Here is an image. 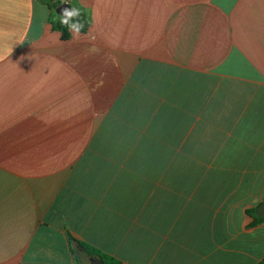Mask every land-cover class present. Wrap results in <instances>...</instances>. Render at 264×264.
I'll use <instances>...</instances> for the list:
<instances>
[{
    "label": "crops",
    "instance_id": "0c3cea01",
    "mask_svg": "<svg viewBox=\"0 0 264 264\" xmlns=\"http://www.w3.org/2000/svg\"><path fill=\"white\" fill-rule=\"evenodd\" d=\"M60 1L0 0V264H259L264 0Z\"/></svg>",
    "mask_w": 264,
    "mask_h": 264
},
{
    "label": "trees",
    "instance_id": "16d2710c",
    "mask_svg": "<svg viewBox=\"0 0 264 264\" xmlns=\"http://www.w3.org/2000/svg\"><path fill=\"white\" fill-rule=\"evenodd\" d=\"M39 2H41L43 5H45L49 9H55L58 6L63 4L60 0H39ZM80 19H81V21L85 22V27L82 31V32H84L88 27V21L86 20L85 16L82 13H81ZM53 29L56 31H59L61 33V36L63 39H68L70 36L67 29L60 25L59 19H57L56 21L53 22ZM260 220H261L260 218L257 219L255 221V223L259 222ZM85 250L90 257L100 259L103 262V264H119L114 259H112L106 255H103L96 250H91L89 248H85ZM259 264H264V260H262Z\"/></svg>",
    "mask_w": 264,
    "mask_h": 264
},
{
    "label": "clouds",
    "instance_id": "9594fccd",
    "mask_svg": "<svg viewBox=\"0 0 264 264\" xmlns=\"http://www.w3.org/2000/svg\"><path fill=\"white\" fill-rule=\"evenodd\" d=\"M57 15V14H56ZM59 23L62 27L66 28L67 31L71 34L73 40H78L81 32L85 27V22L81 21V10L77 7L65 8L62 11V14L57 15ZM13 50V49H12ZM10 52V55L12 53ZM93 51H98L97 49H92ZM26 57H20V60L25 59ZM30 59V56L27 57Z\"/></svg>",
    "mask_w": 264,
    "mask_h": 264
},
{
    "label": "water",
    "instance_id": "95a60500",
    "mask_svg": "<svg viewBox=\"0 0 264 264\" xmlns=\"http://www.w3.org/2000/svg\"><path fill=\"white\" fill-rule=\"evenodd\" d=\"M65 8H69L70 9L71 6L68 3H64V4L60 5V6H58L57 8H55V13L57 15H60V14H62L63 9H65ZM258 212H259L260 215H264V204H261V206L258 208ZM91 264H103V262L101 260H99V259H93L91 261Z\"/></svg>",
    "mask_w": 264,
    "mask_h": 264
}]
</instances>
